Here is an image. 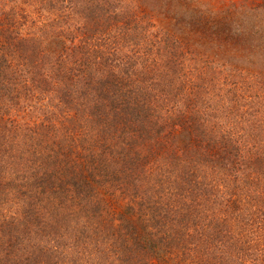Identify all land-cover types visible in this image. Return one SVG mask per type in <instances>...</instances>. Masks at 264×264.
Wrapping results in <instances>:
<instances>
[{"label": "trees", "instance_id": "1", "mask_svg": "<svg viewBox=\"0 0 264 264\" xmlns=\"http://www.w3.org/2000/svg\"><path fill=\"white\" fill-rule=\"evenodd\" d=\"M0 264H264V0H0Z\"/></svg>", "mask_w": 264, "mask_h": 264}]
</instances>
